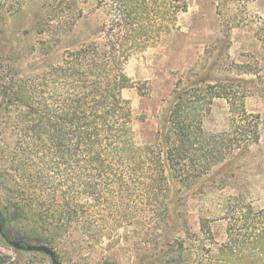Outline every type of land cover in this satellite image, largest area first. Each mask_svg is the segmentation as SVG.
<instances>
[{
	"label": "rangeland",
	"instance_id": "obj_1",
	"mask_svg": "<svg viewBox=\"0 0 264 264\" xmlns=\"http://www.w3.org/2000/svg\"><path fill=\"white\" fill-rule=\"evenodd\" d=\"M152 1L159 3L144 24L146 47L125 65L133 84L122 96L130 103L140 144L155 143L166 118L171 115L172 121L175 113L202 129L204 173L190 185L172 183L173 196L162 198L164 203H88L92 222L125 225L111 238H87L72 229L56 243H44L60 264H164L169 259L177 264L178 243L186 264L190 253L192 260L210 250L217 253L229 240L230 213L264 207V0H186V10L175 17L167 0ZM43 2L29 0L14 13L0 10V200L6 196L3 156L19 138L18 128L28 124V97L33 90L40 97L45 73L62 62L65 51L103 43L101 29L116 23L113 9L80 0L82 14L75 12L69 26L49 38L42 33ZM238 119L242 132L234 125ZM255 125L257 141L249 136ZM61 174L71 179L73 170L65 166ZM201 217L207 221L205 233ZM15 239L42 243L21 235ZM3 257L5 264H52L44 253L10 244H0Z\"/></svg>",
	"mask_w": 264,
	"mask_h": 264
},
{
	"label": "trees",
	"instance_id": "obj_2",
	"mask_svg": "<svg viewBox=\"0 0 264 264\" xmlns=\"http://www.w3.org/2000/svg\"><path fill=\"white\" fill-rule=\"evenodd\" d=\"M28 1L0 0V10L18 12ZM79 2L44 0L40 4L46 15L42 33L49 38L60 35L75 12L82 14ZM96 2L114 10L116 23L101 29L103 43L67 50L61 63L49 66L40 97L35 90L28 97V124L18 128L19 138L3 156L6 196L0 200V244H8L5 239H15V235L56 243L72 229L87 238H111L125 223L92 222L87 217L88 203H164L162 198L173 196L172 183L190 185L204 173L202 129L175 113L172 121L168 115L155 143L140 144L130 103L122 96L133 84L125 65L146 47L144 24L149 23L159 2ZM166 8L175 17L186 10L187 2L167 0ZM222 97L230 98L229 94ZM234 122L242 132L243 123ZM251 134L257 141V125ZM65 166L73 170L71 179L62 177ZM230 214L229 240L217 253L210 250L193 260L190 253L186 264H264V207L249 213L236 209ZM205 220L200 218L202 233L207 230ZM21 222L27 227H20ZM178 247L177 264H184L182 243ZM5 262V257L0 259V264ZM173 262L169 259L164 264Z\"/></svg>",
	"mask_w": 264,
	"mask_h": 264
},
{
	"label": "water",
	"instance_id": "obj_3",
	"mask_svg": "<svg viewBox=\"0 0 264 264\" xmlns=\"http://www.w3.org/2000/svg\"><path fill=\"white\" fill-rule=\"evenodd\" d=\"M0 230H2L1 223H0ZM5 240L8 244L12 245L15 249L25 250L29 252H41L50 257L52 264H60L57 259L56 251L47 244H44V243L32 244V243L26 242L21 239H7L6 238Z\"/></svg>",
	"mask_w": 264,
	"mask_h": 264
}]
</instances>
